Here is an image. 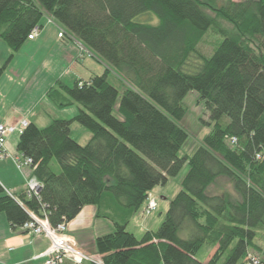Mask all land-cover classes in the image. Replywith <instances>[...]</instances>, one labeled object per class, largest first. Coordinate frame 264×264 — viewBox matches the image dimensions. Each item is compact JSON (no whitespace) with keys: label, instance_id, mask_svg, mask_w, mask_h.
<instances>
[{"label":"trees","instance_id":"16d2710c","mask_svg":"<svg viewBox=\"0 0 264 264\" xmlns=\"http://www.w3.org/2000/svg\"><path fill=\"white\" fill-rule=\"evenodd\" d=\"M146 12L158 23L136 21ZM43 16L107 68L72 86L56 80L46 97L57 108L78 104L76 114L45 127L29 122L19 132L18 155L31 158L30 176L41 188L13 197L0 183L9 225L20 228L29 210L45 212L56 226L94 205L114 226L95 238L103 264H244L250 248L264 260L254 241L264 232V0H0V38L10 49L0 76ZM209 31L221 40L203 53ZM190 90L204 100L213 126L192 154L179 157L188 134L178 121ZM73 122L90 131L85 144L70 136ZM185 163L160 225L136 238L129 221ZM220 176L240 201L206 193ZM203 245L215 248L206 263L195 258Z\"/></svg>","mask_w":264,"mask_h":264},{"label":"crops","instance_id":"0c3cea01","mask_svg":"<svg viewBox=\"0 0 264 264\" xmlns=\"http://www.w3.org/2000/svg\"><path fill=\"white\" fill-rule=\"evenodd\" d=\"M58 31L57 27L48 22L42 25L37 35L31 40L28 39L14 54L12 61L0 76V124L19 127L20 122L25 121L33 122L38 127H45L52 119H68L55 116L56 106L45 95L48 88L55 82L53 76L62 77L67 70L74 68L78 61L77 56L74 58L72 54L75 50L74 45H68L65 37H58ZM44 47H46L45 55L40 57L39 53ZM9 54V47L0 38V67ZM59 55L65 61V67L60 72ZM23 56L28 57L29 63L26 66H20L17 63ZM40 70H43L45 74L40 73ZM79 70H76L75 75H79ZM42 76H47L50 80L37 81V78ZM70 113L74 112L70 111ZM73 133H77L76 136H73ZM18 136L17 131L7 136L3 151L7 157H1L2 151H0V183L13 197L25 191V180L31 175L30 167L18 169L11 158L19 154L16 149ZM70 136L80 144L86 143L91 137L74 125L70 127ZM149 196L153 197L156 202L152 192ZM161 221L159 218L151 225L145 219L143 224H140V228L144 232L153 230V227H157ZM113 230L111 220L96 216L94 205L83 206L79 213L67 223V231L76 244L92 255H99L95 250V238L109 234ZM47 246V238L24 232L19 227L12 228L5 215L0 213V264H42L45 259L43 252ZM214 250L215 248H212L203 263L209 260ZM64 264L71 263L67 261Z\"/></svg>","mask_w":264,"mask_h":264},{"label":"rangeland","instance_id":"374dc122","mask_svg":"<svg viewBox=\"0 0 264 264\" xmlns=\"http://www.w3.org/2000/svg\"><path fill=\"white\" fill-rule=\"evenodd\" d=\"M209 1V0H208ZM236 2L241 0H234ZM207 12L214 18L217 19L218 23L226 29V31L230 33H234L233 27L230 23H228L223 18L216 16V14L211 11L207 10ZM47 16H43L40 23L44 26L48 21ZM51 20V19H50ZM136 21L138 22H144V23H150V24H157L158 18L153 12H146L141 15H139L136 18ZM50 25H53L54 27H61L57 25L54 21L51 20ZM221 40L220 36L217 34H214L212 31H209L207 33V36L205 37V43H203L200 47L201 51L203 53H210L211 49L213 48L214 44ZM65 42L68 43V45L72 44L75 47V50L72 51V54H74V58L77 56L78 61L77 64L74 66V68H70L65 72V74L62 77H54L53 74V81L60 80L64 82L68 86H72L73 82L76 79L82 78L83 80H87L90 74H101L107 68V66L102 62L97 56L90 54L79 42L74 38L73 36L65 37ZM46 47L42 48L39 56L42 57L45 55ZM28 54V53H27ZM76 58V59H77ZM12 61V60H11ZM20 66H26L29 61L28 57H22L17 62ZM40 63V61L38 62ZM58 64H59V72L65 67V61L59 55L58 58ZM42 66V65H41ZM40 66V68H41ZM80 69V70H79ZM76 70H79V75H75ZM43 70H40V73ZM79 76V77H77ZM111 82L121 91L123 89L122 81H118V78L115 77V75H112V72L109 75ZM45 77V78H44ZM42 76L40 78H37V81H48L50 78L47 76ZM52 79V78H51ZM46 102L48 100H45ZM51 103V102H47ZM182 104L186 108V113L183 116L181 120L178 121V124L182 126L187 134L188 137L183 144V146L180 148L178 152V156L182 157L184 155H190L192 152L202 143V138L204 135L209 133L212 129L213 123L211 122L208 113L205 109V102L202 100L195 90H190L185 97L182 100ZM117 107V103H116ZM54 114L57 116V118H71L73 117L77 110H78V104H74L72 106H68L65 108H54ZM70 111H73L74 113H70ZM71 114V115H70ZM223 121H227V118L224 117ZM72 125L75 127H78L81 131H84L85 133L91 135L90 131L78 124L77 122H73ZM71 125V126H72ZM77 133H73V136H76ZM85 142V141H84ZM87 142V141H86ZM85 144V143H84ZM3 167V166H2ZM15 167V166H14ZM16 169V168H15ZM54 171H59V166H55ZM188 170V165L185 163L179 173L173 177H170L166 184L156 186L151 192L153 196L156 198V204L157 207L155 210L150 212L149 214H145V206H147L148 203V197L144 204L140 207L138 212L135 214V216L129 221L126 230L128 232H132L136 238H141L144 231L142 228H140V224L146 221L152 225V222L155 220L161 218L163 220L164 214L166 210L168 209L169 202L175 197L177 192L181 189V180L184 177ZM206 193L210 195H216V194H226L228 198L232 201H240L241 196L234 188L233 184L231 183L230 179H228L226 176H220L216 180H214L211 184H209L206 188ZM151 199H154L153 197H150ZM155 200V199H154ZM160 225V223H159ZM153 227V230H156L158 228ZM256 244L260 247H264V232H259L258 236L254 240ZM212 247L208 245H203L196 254V259L200 262H205L208 254L211 252ZM249 252L256 254L258 251L249 249ZM257 255L262 256L259 252ZM101 258V255H97ZM102 260V259H101Z\"/></svg>","mask_w":264,"mask_h":264},{"label":"built area","instance_id":"2783aa9c","mask_svg":"<svg viewBox=\"0 0 264 264\" xmlns=\"http://www.w3.org/2000/svg\"><path fill=\"white\" fill-rule=\"evenodd\" d=\"M48 22H50L48 20ZM38 33V28H34L28 35V39H33ZM62 37V33L58 34ZM27 122L21 121L20 126L0 124V151L1 157H7L4 151V144L6 138L11 133L17 131L21 132ZM235 142V138L231 139V143ZM18 169L22 167H29L32 163L31 158L21 155L11 157ZM41 188V184L34 176H29L25 180V193L27 196L37 195ZM156 208L154 199L148 198L147 206L145 207V214H149ZM29 220L26 221L20 228L32 235H39L47 238L48 246L43 252L44 261L42 264H64L70 262L71 264H103L101 258L97 255H92L82 250L75 242L73 237L67 231V223L61 222L56 226L50 225L45 212L42 216H38L32 211H27ZM244 264H264V260L249 251L246 252L243 258Z\"/></svg>","mask_w":264,"mask_h":264}]
</instances>
